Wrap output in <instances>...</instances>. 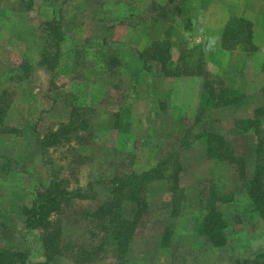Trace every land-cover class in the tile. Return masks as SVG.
I'll list each match as a JSON object with an SVG mask.
<instances>
[{"label": "rangeland", "instance_id": "374dc122", "mask_svg": "<svg viewBox=\"0 0 264 264\" xmlns=\"http://www.w3.org/2000/svg\"><path fill=\"white\" fill-rule=\"evenodd\" d=\"M27 1L29 0H0V78L8 74L6 67L9 63L18 66L24 56L23 52L21 55L23 48L20 44H16L15 35L18 30V25L15 26L16 17L21 16L24 20L19 25V29L20 26H24L27 30L38 25L44 27V21L57 18L60 23L63 21V28L73 26L63 41L66 50L70 47L75 48L79 43H82V47L78 50L83 52L84 44H86L84 48L88 46L89 49L86 55H81L82 58L86 56L84 63L77 68L69 66L61 69V74L55 83H52L49 75L42 72L34 73L35 76L20 78V74L23 73L20 71L16 80L6 78L5 85L10 84L9 88L15 85L12 90H16L14 92L18 96L15 100L16 105L9 111L7 123L18 125L22 119H27L31 123V128L36 127L42 135H47L50 130L57 129L68 120L71 106L65 93L67 90H73V82L78 81L80 84L75 83V86L81 88L78 97L81 103L85 97L90 100L84 102V106H80L81 108L76 112L79 117L85 118L92 125L90 126L92 132L80 129L78 134L73 132L72 135L68 134L67 137L60 139L56 145L47 146L44 157L24 159L28 169L27 174L8 169L5 175L1 174L0 231L3 239L11 241L12 246L26 247L35 257L39 255L37 242L41 232H36L35 236L33 234L24 236V230L19 228L22 225L18 223V211L23 203L31 204L37 179H45L46 170L54 167L56 170H61V176L65 177L70 188L82 186L88 192L91 186L90 190L93 191V193L89 192L87 197L71 199L63 208L52 213V227L61 228L64 240L62 243L69 245L70 253L73 255V258H64L58 264H146L144 261L137 262L132 248L133 242L134 240L140 242V246H137L139 249L143 247L142 243L148 237L163 229L165 221L162 219L167 217V213H164L166 207L157 205L160 209H156L154 214L148 213L144 216L127 253L130 258L125 256L128 259L127 263L124 261L119 263L118 255L113 252L85 262L76 259L79 244L91 242V234L87 232L88 219L91 217L84 211L88 212L97 207L98 202L103 199H100L102 195L113 187L110 178L116 173L119 176L126 175L132 169H136V166L145 164L148 159L164 155L170 150V142L176 144L175 140L181 139L190 127L192 134L188 139L193 142L192 136L203 123L214 124L217 130L224 132L228 138L233 136L237 151L245 156L248 170L252 171L255 168V135L247 132L234 136L231 130L237 118L253 115L254 106L262 96L264 19L255 23L246 17L252 23L249 29L245 27L246 31H242L244 25L241 23V18L245 15L235 14L229 17L223 25L222 34L230 23L233 24L232 28L238 27L241 37H246L245 34L251 28L252 41L254 42L255 39L263 41L261 47H257L255 42L248 43L247 39L245 43L234 44V48L230 49L242 45L246 50L245 55L243 52L219 53L214 48L203 47L205 73H195L197 66L192 55L186 63V67L191 68L192 73L182 72L180 75L192 78L181 81L167 79L172 76L162 73L160 63L152 59V48L158 37L163 40L168 37L172 43V54L173 49H176L173 54L176 63L181 64L184 69L182 65L184 61H180L182 55H189V49L204 39L198 36L200 29L204 27L201 26L202 23L198 25V22L206 18L202 16L207 9L202 8L200 1L187 0L181 5L180 0H35L26 12L25 7L29 5ZM260 10L264 13V6ZM258 24H260L259 28ZM255 32L256 38H254ZM104 56L108 59L104 60ZM109 57L113 59L110 60ZM72 58L69 53L66 59L69 65L72 63ZM35 59L36 56L30 60L35 62ZM99 62H102L103 66L107 65L111 73L100 70L95 73L94 70ZM167 63L171 67L174 66L172 59ZM230 64L236 65L234 71ZM213 68L215 69L212 70ZM4 73L6 75H3ZM174 76L176 78L177 75ZM206 80L215 87L220 85V81L234 82L237 86L245 88L248 96L235 107L205 108L202 91ZM3 85L0 80V89ZM84 90L88 93L82 94ZM95 91H97L96 97ZM199 98L201 104L198 102ZM197 102L199 106L195 109L194 105ZM197 120L200 123L196 124ZM81 124H77L78 127ZM15 147L14 151H20V143H16ZM189 152L192 154L187 157ZM184 155L187 163H191L190 160L194 158L193 150L188 149ZM14 159L6 156L1 160L0 166L3 165V160L4 163H8ZM45 161H51V164H48L50 166H45ZM184 173L186 171L182 173V181ZM7 174L10 178H7ZM102 178L109 183L105 185L98 183ZM232 185L233 189L237 183ZM243 203L244 201L238 197L234 220L237 223L235 238L225 250L228 257L220 252L222 250L219 251L220 253L212 252L213 261L207 263L208 261L204 259L205 251H201L203 254L194 258L190 256V250L193 248L183 246L182 249L185 251L173 255L172 262L163 263L160 260L157 264H212L213 262V264H237L238 258H253L257 250L255 246L264 248L263 224L255 218L252 220V215L245 214L243 210L237 208V205ZM10 215L17 217L14 218V226L4 221V218ZM3 239L0 245L4 244ZM186 255L194 261L186 258Z\"/></svg>", "mask_w": 264, "mask_h": 264}, {"label": "trees", "instance_id": "16d2710c", "mask_svg": "<svg viewBox=\"0 0 264 264\" xmlns=\"http://www.w3.org/2000/svg\"><path fill=\"white\" fill-rule=\"evenodd\" d=\"M186 1L180 0V4L184 5ZM27 2L29 5L25 7V11L31 8V4H34L35 0ZM182 10L180 9V11ZM47 20L44 21V27L41 25L31 27V30L26 31V36H23L24 38L20 37L25 42H28L29 49L25 51L22 62L18 66H12L10 71L13 75H9L10 79L17 78L15 75L20 71L23 72L20 74V78H26L32 66L30 59L38 52L40 62L53 70V78L57 74H60L61 69L68 68L69 66L70 68H77L80 67L81 63H84L86 56L82 58L81 55H86L85 53L88 52L89 47L84 48L86 45L84 44L82 52L78 50L79 47H82V43H79L75 48L71 49L70 47V49L66 50L63 42L69 33V29L73 26L65 29L62 25L63 21L60 23V20L57 18ZM241 23L244 25L241 30L246 31L245 27L249 29L252 22L244 17L241 18ZM232 27L233 24L230 23L224 28L221 37V45L224 49L230 50L234 48V44L245 43L246 39L250 44L253 42L251 28L245 34L246 37H241L238 27ZM38 31L40 35L37 34ZM157 39L158 41H155L152 48L153 53L151 57L154 61L160 63L162 73L167 76H178L182 72L184 74L192 73L191 68L186 67V63L191 59L192 55L193 61L196 62L195 65L197 66V69L194 70L195 73H205V51L202 44H195L193 48L189 49V55H182L180 59V61H184L182 64L184 65V69H182L181 64L171 67L167 63L172 56V43L169 38L166 37L163 40L161 37H158ZM69 53L71 54V58L74 55L71 65L66 62ZM109 58L110 60L113 59V57ZM106 59L108 57L104 56V60ZM99 63L97 64L98 69L94 70L95 73L99 70L104 71V73L106 71L111 73L107 65L103 66L101 65L103 64L102 62ZM75 83L80 84L78 81L73 82V90H67L65 93V97H70H67L68 104L71 106L69 120L63 122L57 129L50 130L47 135H42L39 132L35 133L37 145L31 153V160L36 156L44 157L47 146L56 145L60 139L65 138V136L67 137L68 134L73 132L78 134L80 129L92 132L90 130V126L92 125L85 118L79 117L76 112L77 109L81 108L80 106H84V102L90 99L85 97L82 100L83 103H81V99L78 98L81 88L75 86ZM12 89L14 88L7 86L0 90V133H13L18 130L7 123L10 108L16 97V92H14L16 90ZM97 91H95V97ZM87 93L84 90L82 94ZM261 94L264 96V88ZM247 96L245 88L237 86L234 82L224 83L220 81V85L215 87L211 85L210 81H204L202 101L205 108L235 107L238 103L243 102ZM262 96L254 106L253 115L237 118L231 130V134L234 136L247 132H252L255 135V168L252 171L247 168L245 156L237 151L233 136L231 135L232 137L228 138L224 132L218 131L214 124L207 122L199 127L191 140L203 139L207 146V155L228 163L233 172L227 179L210 178L190 186L182 185L181 175L184 166L181 157L183 156L184 159V154L192 145V141L190 142L188 139L192 134L190 127L188 131L186 130L183 137L178 139L181 141L177 150L175 148L170 149L164 155L154 158L156 160L154 164L145 167L143 164L141 166L142 170L132 169L123 176H119L116 173L110 178L113 187H110L102 195L100 198H103L102 201L98 202L95 209L88 212L84 211L85 214L89 213L91 217L87 223V232L91 234V242L79 244L80 247L76 250L78 255L76 259L85 262L97 259L102 254L113 252L118 255L119 263L122 261L127 263L128 259L125 256H127L132 240L136 236L144 216L150 212L147 195L150 182L156 177L168 176L170 178L174 213L180 211L183 202H191L198 206L195 220L196 231L212 247L223 248L228 243L227 231L230 221L225 214L224 204L235 198L236 191L238 192L241 189L244 191L250 200L252 211L258 214L264 225V98ZM195 123L198 124L200 121L198 122L197 120ZM77 124H81V126L78 127ZM89 134L91 135L92 133ZM188 155H191V152L187 153V157ZM5 156L3 153L0 154V162L2 159H5ZM23 160L15 159L8 163H4L3 160V165L0 166V178L2 177L1 174L5 175L4 173L7 169L10 171L18 170L27 174L28 169ZM48 164H51V161L44 162L45 166H50ZM46 172L45 179H37L31 204L23 203L18 211L19 218L21 217L23 222L24 236L31 234L35 236L36 232H41L39 241L37 242L41 258L34 260L31 250L26 247L12 246L13 243L11 244V241L7 239L4 241L3 234L0 231V241L3 239L4 242L3 245H0V264H58L64 258H73L69 245L62 243L64 240L61 228L52 227L53 220L51 216L54 211L60 210L64 205L68 204L71 199L75 197L84 198L89 195V192L93 193L90 190L92 187H88V192L82 186L70 188L65 177L61 176V170H56L52 167L50 170L48 168ZM98 183L105 185L109 181L102 178L98 180ZM233 183H237V185H234L232 189ZM235 218L236 215L234 214L232 219L235 220ZM172 235L173 230L168 227L164 231V242L170 243ZM124 258L126 260H123ZM236 262L237 264H264V248L257 250L253 258H238Z\"/></svg>", "mask_w": 264, "mask_h": 264}, {"label": "crops", "instance_id": "0c3cea01", "mask_svg": "<svg viewBox=\"0 0 264 264\" xmlns=\"http://www.w3.org/2000/svg\"><path fill=\"white\" fill-rule=\"evenodd\" d=\"M198 1H200L202 8L207 9L204 12L205 15L202 16L206 18H204L202 22H198V25L201 23H202L201 26L204 25V27L201 28L198 33L199 34L198 36H200L202 39L204 38L203 40L199 42V44H202L206 49H209V47L214 48L215 50L219 51V53L237 54V53L243 52V54L245 55L246 50L244 49L242 45L238 46L237 48L233 50H227L222 47L221 45L222 28L226 20L235 14H243L245 15V17L250 18L255 23H259V21H261L262 18L264 19V13L260 10L262 6H264L263 0H198ZM260 12H262V14H260ZM216 13L218 15H215ZM16 18H17L16 24L18 25V30L15 35L17 42L16 41L15 42L16 44H20V46L23 48L21 51V55H22V52L23 54H25V51L29 49L28 42H25L24 40L20 38V37L26 36L27 29L24 26H20V29H19V25H21V23L24 22V20L22 19L23 17L21 16L16 17ZM259 27H260V24H258V28ZM258 28H256V30ZM37 34L40 35V32L38 31ZM256 37L257 36L255 32L254 38ZM254 42L256 43L255 45L257 47L258 46L261 47V44L263 43V41H260L259 39H255ZM175 51L176 49L174 48L173 54ZM38 54L39 52L33 55V57L36 56V59H35V62L33 61L31 62L32 66L30 68V72L28 76H35L34 73L36 74L38 72H42L44 74H47V76L49 75L52 83H55L57 78L60 76L61 72L60 74H57L55 78H53V74H54L53 70L49 69L47 66H45V64L40 62V58ZM173 54H172L171 59H172V62L174 61V66H175L177 63H176V60ZM230 66L232 67L233 71L236 69L235 64L234 65L230 64ZM6 68H8V74L10 75L11 74L10 70L12 68V65L9 63V65ZM214 69L215 68H213L212 70ZM257 70H259V68ZM3 75H6V73H4ZM7 75L6 77L2 76L0 78V80L2 81V84H4L2 89L7 86L8 87L10 86V84L8 83L5 85L6 78L10 79L9 77H7ZM15 77H17V75H15ZM189 77L178 75L176 76V78L175 76H172V77H168L167 79L168 80L169 79L170 80L180 79L182 81L184 79L190 80L192 78V77L190 78ZM13 79L16 80L17 78H13ZM194 79L201 80L197 78H194ZM13 88H15V85L13 86ZM16 97L12 104L13 107L14 105H16V102H15ZM198 102L201 104L200 98ZM198 102L196 103L197 106L196 104L194 105L195 109H197L199 106ZM225 107L230 108L232 106H225ZM69 118H70V115H69ZM22 121H23V125H22ZM22 121L19 122L18 125L9 124L10 126H14L18 129L16 132L0 133V154L3 153L6 156H9L10 158H15V159H27V158L30 159L31 153L33 152L35 146L37 145L35 133L40 132V131H37L36 127L31 128V125H30L31 123L28 122L27 119H22ZM177 141L179 142V140L177 139L175 140L176 144H171L173 141L170 142L169 146L171 150L174 148L175 150H177L178 148ZM16 143H20V148H21L20 151H17V152L14 151L16 148L15 147ZM191 147L192 148L190 149L193 150V155H194L193 160L192 159L190 160L191 163H187L185 159H181L183 162V166H184L183 172L186 171V173H184L183 175L184 180L182 181V185L190 186L193 184L200 183L204 180H208L210 178L227 179V177H229L231 173L233 172V170L231 169L228 163L217 160L215 158H211L207 155V146H206V143L203 141V139H194ZM152 160L154 159L151 158V159H148L147 162H144L145 163L144 167L154 164L156 162V160L154 161ZM142 165L143 164H141L140 166H136L135 167L136 170H142V167H141ZM7 178H10V175L7 174ZM181 179H182V175H181ZM171 186H172V183L168 176L156 177L152 179V181L150 182L148 195H147V199L150 205L149 213L154 214L156 209H160L157 207V205H160V206L162 205L164 208L166 207L164 213H167L166 215L167 217L166 218L163 217L162 219L163 221H165L164 222L165 224L163 226V229L160 232L152 235L151 237H148L147 240H145L144 242L142 241L143 247L137 249V246L138 245L140 246V242L139 241L137 242V240H134L132 248H133V252H135L134 256L137 258V262L144 261L146 264H157V262H159L160 260H161L160 262H163V263L172 262L173 255L176 256L177 252H179L178 254H181L185 251L182 249L183 246H189L193 248L190 250V256L194 258H196L197 255H202L203 252L201 251H205L204 259L208 261L207 263L213 261L212 258L214 256L212 252L217 253L220 250H222L220 252H223L228 257V253L225 250L228 249L227 247L231 245V243H233V240L235 238L234 232H235V227L237 223H235L234 219H232V216L235 214V212H237L236 204L238 202V197H240V200H243L244 203L243 205H237V208L239 210L240 209L243 210L245 214L252 215L253 216L252 220H254L255 218V220H258L260 223H262L260 218L258 217V214L252 211L250 200L248 199L244 191L240 190L236 192V196L233 200L224 204L225 214L228 220L230 221V226L227 231L228 232V243L223 248L212 247L208 245L204 237H202L198 233V231H196L195 220H196L197 211H198L197 205L192 204L191 202H183L180 207V211L178 213H174V207H173L174 200H173V192H172ZM14 218H17L16 215H10L9 217H5L4 221L7 222L9 225L14 226V221H15ZM18 223L22 225L19 228L23 229V222H22L21 217L20 218L18 217ZM168 227H170L173 230V235H172V240L170 241V243L167 244L164 242L163 235H164V231ZM262 228H263L262 235L264 237V225ZM255 248H257V250L262 249L259 246L257 247L255 246ZM257 250H255V252ZM32 258L34 260H39L41 256L40 255H38L37 257L32 256ZM186 258H189V256L186 255ZM189 260L194 261L192 258H189Z\"/></svg>", "mask_w": 264, "mask_h": 264}]
</instances>
